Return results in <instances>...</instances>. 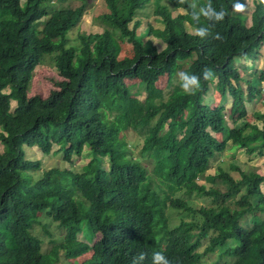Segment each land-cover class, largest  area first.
<instances>
[{"label": "trees", "instance_id": "obj_1", "mask_svg": "<svg viewBox=\"0 0 264 264\" xmlns=\"http://www.w3.org/2000/svg\"><path fill=\"white\" fill-rule=\"evenodd\" d=\"M56 1L69 0H0V264H153L155 252L170 264H201L219 248L212 264H264V175L238 166L237 178L222 168L206 175L230 143L264 156V113L258 114L262 127L248 121L230 127L224 110L205 101L215 84L230 93L232 116L242 119L246 102L263 95L264 69L243 78L235 59L260 57L264 3L257 2L249 25L236 11L246 0H168L184 10L176 16L157 2L163 28L138 33L136 16L150 0H103V20L132 46L122 55L110 28L81 32L79 45L71 44L69 34L83 20L88 0L78 6ZM209 6L223 19H208L203 10ZM201 28L208 30L204 38ZM152 33L164 49L145 41ZM45 57L63 80L45 98L29 96ZM205 69L211 79H204ZM179 71L200 77L194 94L181 88ZM165 76L168 93L158 85ZM135 79L146 83L143 100L127 82ZM127 130L143 138L137 156ZM54 145L65 161L86 147L92 158L82 171H44L41 160L26 152L38 147L50 154ZM144 157L153 161V174ZM216 178L224 191L199 182ZM206 198L216 205L194 204ZM170 209L183 214L172 227ZM44 215L63 235H53ZM39 224L51 236L48 252L34 232Z\"/></svg>", "mask_w": 264, "mask_h": 264}, {"label": "rangeland", "instance_id": "obj_2", "mask_svg": "<svg viewBox=\"0 0 264 264\" xmlns=\"http://www.w3.org/2000/svg\"><path fill=\"white\" fill-rule=\"evenodd\" d=\"M26 0H22L25 2ZM55 1V0H54ZM261 0H246L245 4L238 8L237 13L243 15L245 18V22L247 24H251L252 22V13L255 9L257 2ZM58 6H78L81 1L80 0H69L66 1H56ZM157 2L166 5L169 9L172 10L173 16H176L179 13H184L183 9L174 8L170 4L168 0H150L148 5L140 10L136 16L135 20H140L141 25L138 28V33H141L146 30L147 27H152L153 30H158L163 28V24L160 21L158 14L155 13ZM106 11V5L103 0H88V9L84 14L83 20L81 21L78 28L74 29L70 32V41L71 44L78 46L79 45V33H94V32H103L105 28H110L113 31L114 38L117 44L122 49L123 54H129L131 52L132 46L128 40L121 36L119 32L114 29L112 25H109L102 18V15ZM188 30L190 32H194V29L187 24ZM145 41L153 42L159 50L164 49L165 43L157 37L154 33L147 35ZM260 57L255 61L253 59H242L236 58L235 64L239 67V71L243 78H248L251 74L255 73V71H260L264 69V47L260 48ZM253 65V66H252ZM248 67V69H245ZM180 72V71H179ZM63 78L59 75L57 68L54 65V61L51 57H45V60L42 64L38 65L34 70L33 76L31 78L29 96L40 95L42 97H47L50 92L56 87L55 82L61 81ZM128 83H134L132 86V91L135 93L136 97L143 100L146 95V83H142L138 80L127 81ZM158 85L166 91L169 92V87L167 85V77H162L158 81ZM243 88L246 89L247 85L244 81H242ZM205 101L214 108H222L225 112L227 123L230 127H239L244 124L246 121L258 124L260 127L263 125V121L258 117V114L264 113V93L261 97L254 99V101L246 102L247 106V115L242 119H237L232 116L231 107L233 102V97L230 93L222 94L213 84L210 88L208 96L205 98ZM16 106V101L12 102V107ZM1 132V129H0ZM220 137V135H216ZM125 137L128 142V147L132 151L134 156L140 154L141 146L143 144V138L135 133L133 130L125 131ZM3 144L0 141V150H3ZM58 145H54L53 151L50 154H44L38 147H27L26 152L27 155L33 159H40L42 163V170H47L53 167L59 168H69L74 171H82L84 166L88 164L91 160L92 155L91 151L88 147L85 148L82 155H74L73 161H65L62 157V154L58 152ZM257 153V152H255ZM143 164H145L149 171L154 173L153 170V161L144 157L141 158ZM104 165H108V160L105 159ZM238 166L241 170H253L257 171L260 174L264 175V156L259 154L248 155L245 152V149L233 147L231 143L229 147L221 153L218 157H215L211 160L210 169L207 171L206 175H218L220 169H224L228 171L235 178L240 176V172L234 168ZM199 182L205 183L208 187L214 186L216 188H220L221 190H225V184L222 182L220 178H216L215 181L210 179H201ZM262 190L264 191V184L262 185ZM239 196V195H238ZM207 200H198L195 199L194 204L197 206L208 205L209 207H213L216 204L211 200L206 198ZM40 215V214H38ZM169 216V224L170 226H175L180 223L183 214L179 211L170 209L168 211ZM189 219V217H186ZM42 222L45 224H49L50 230L53 232V235H63V231L58 227L57 223H54L48 219L47 216H43ZM34 232L39 235L43 240V251L48 252L52 248L51 236L45 232L43 228V224H39L34 228ZM98 238V237H97ZM80 240H85L82 234L79 235ZM96 238L94 239V241ZM232 243V242H231ZM221 252V248L216 250L215 252L208 253L203 256L201 264H212L216 258H218L219 253ZM91 252L82 256L80 259L84 260L90 257ZM63 264V263H62ZM66 264V263H64Z\"/></svg>", "mask_w": 264, "mask_h": 264}, {"label": "clouds", "instance_id": "obj_3", "mask_svg": "<svg viewBox=\"0 0 264 264\" xmlns=\"http://www.w3.org/2000/svg\"><path fill=\"white\" fill-rule=\"evenodd\" d=\"M261 3H264V0H261ZM204 15L208 19H213L219 21L223 19L222 13H216L214 9H212L210 6L207 10H203ZM198 35L201 38H204L208 35V30L206 28H201L198 30ZM179 79L181 81V88L186 94L192 95L195 93V90L199 89L200 87V77L194 74H189L187 72H179L178 73ZM204 79H211L213 76V73L205 69L203 72ZM146 257L145 253H140L138 256V259L143 260ZM135 264V262H134ZM153 264H170L169 260L160 252L153 253Z\"/></svg>", "mask_w": 264, "mask_h": 264}]
</instances>
